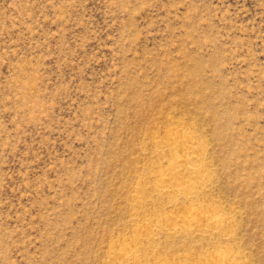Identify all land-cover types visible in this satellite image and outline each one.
I'll return each mask as SVG.
<instances>
[{
    "label": "rangeland",
    "instance_id": "obj_1",
    "mask_svg": "<svg viewBox=\"0 0 264 264\" xmlns=\"http://www.w3.org/2000/svg\"><path fill=\"white\" fill-rule=\"evenodd\" d=\"M184 130L211 176L196 204L149 179ZM195 208L233 216L230 239L147 238ZM126 247L264 264V0H0V264H118Z\"/></svg>",
    "mask_w": 264,
    "mask_h": 264
},
{
    "label": "bare ground",
    "instance_id": "obj_2",
    "mask_svg": "<svg viewBox=\"0 0 264 264\" xmlns=\"http://www.w3.org/2000/svg\"><path fill=\"white\" fill-rule=\"evenodd\" d=\"M168 142L166 147L168 151H173L175 144H181L180 153L173 151L172 160L168 162L165 173L158 172L149 179L158 186L157 191L163 194L167 189V195L176 196L182 189L187 192L183 193L182 198L188 200L191 204L198 202L195 193L206 188L210 183V174L204 169L205 167V142L193 135L192 132L184 130L170 131L167 133ZM182 175V176H181ZM186 175V176H185ZM161 187V188H159ZM156 190V189H155ZM170 193V194H168ZM172 194V195H171ZM179 224H146L144 228L150 231L151 240L153 235L166 232L171 235H194L199 237H215L229 240L231 237L230 227L233 216L222 217L217 211L209 208L191 209L181 214ZM135 236L136 233H133ZM118 264H144L146 255L139 252L136 248L126 247L119 248L114 252ZM202 264H246L238 255L226 249H217L213 253H204L202 255Z\"/></svg>",
    "mask_w": 264,
    "mask_h": 264
}]
</instances>
